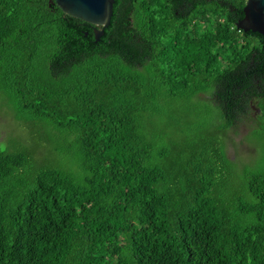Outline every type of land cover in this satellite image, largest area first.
Returning <instances> with one entry per match:
<instances>
[{
	"label": "trees",
	"instance_id": "trees-1",
	"mask_svg": "<svg viewBox=\"0 0 264 264\" xmlns=\"http://www.w3.org/2000/svg\"><path fill=\"white\" fill-rule=\"evenodd\" d=\"M246 2L116 0L96 41L55 0H0V264H264Z\"/></svg>",
	"mask_w": 264,
	"mask_h": 264
},
{
	"label": "water",
	"instance_id": "water-1",
	"mask_svg": "<svg viewBox=\"0 0 264 264\" xmlns=\"http://www.w3.org/2000/svg\"><path fill=\"white\" fill-rule=\"evenodd\" d=\"M59 7L73 17L94 26L95 40L99 41L111 25L116 0H55ZM237 26L264 36V0H247L244 17ZM88 34V32H86Z\"/></svg>",
	"mask_w": 264,
	"mask_h": 264
},
{
	"label": "rangeland",
	"instance_id": "rangeland-1",
	"mask_svg": "<svg viewBox=\"0 0 264 264\" xmlns=\"http://www.w3.org/2000/svg\"><path fill=\"white\" fill-rule=\"evenodd\" d=\"M3 117L0 116V139H3V137L6 136V130L8 129L9 123L11 124V118L6 117L2 115ZM9 118V119H8ZM11 119V120H10ZM243 131H245V127L242 128ZM233 152V150H232Z\"/></svg>",
	"mask_w": 264,
	"mask_h": 264
},
{
	"label": "flooded vegetation",
	"instance_id": "flooded-vegetation-1",
	"mask_svg": "<svg viewBox=\"0 0 264 264\" xmlns=\"http://www.w3.org/2000/svg\"><path fill=\"white\" fill-rule=\"evenodd\" d=\"M93 28H94V26H93Z\"/></svg>",
	"mask_w": 264,
	"mask_h": 264
}]
</instances>
